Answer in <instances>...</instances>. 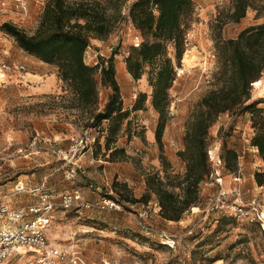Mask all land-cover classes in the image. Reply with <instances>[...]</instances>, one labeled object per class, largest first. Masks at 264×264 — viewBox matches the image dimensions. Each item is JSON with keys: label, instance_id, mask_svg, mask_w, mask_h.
<instances>
[{"label": "rangeland", "instance_id": "1", "mask_svg": "<svg viewBox=\"0 0 264 264\" xmlns=\"http://www.w3.org/2000/svg\"><path fill=\"white\" fill-rule=\"evenodd\" d=\"M46 1L24 0V6L17 7L18 0H0V26L10 22L33 33ZM134 1L130 0L129 4ZM230 1L194 0V12L185 29V54L169 91L171 119L163 134V153L155 139L159 115L150 104L152 88L147 75L135 81L124 62L130 47L141 42L132 23L125 18L108 40L92 42L85 56L88 65L96 66L100 57L108 59L117 52L114 63L125 108L131 109L140 93L148 96V107L131 113V138L125 123L118 139V146L124 148L130 158L114 163L105 161L101 152L95 160V143L85 150L86 154L71 158L69 150L86 132L98 137L104 148L103 133L95 128L87 129L77 113L53 104L54 99L60 102L59 98L65 94L62 82L57 79L55 93H44L43 85L49 84L50 75L57 74L56 69L28 57L0 29V67L4 64L10 67L6 75L0 74V204L8 202L20 208L36 202L37 198L29 193L16 192V185L22 182L30 189L45 183L57 203L51 213L48 242L55 248L77 253L80 264H250L251 259L264 264V233L257 225L225 219L222 230L216 234L215 220L230 210L204 211L213 204L216 193L223 191L226 206L254 207L255 214L264 215V187L257 184L254 176L256 172H263L264 160L251 146L253 129L247 112L224 114L209 130V148L218 150L219 154L224 147L237 152L238 172L226 169L221 186L202 185L199 205L180 222L162 220L155 201L149 204V216L144 220L139 217L145 208L143 205L126 204L121 210H115L104 203L113 196L115 179L126 182L135 197L140 198L146 174L157 172L165 178L166 174L185 172L178 152L184 149L185 125L191 111L213 88L214 74L218 70L216 39L236 38L245 28L264 22V18L256 20L252 9L239 23L227 22ZM168 51L175 60L172 45L168 46ZM185 55L196 56V64L184 63ZM20 66L24 70H19ZM29 73L43 75L44 79L32 81ZM96 79L101 111L110 90L101 86L100 73ZM253 102H261L258 108L264 110V74L259 86L252 91L249 103ZM107 125L103 123L104 128ZM34 142L36 145L32 147ZM54 148L62 150L63 154H55ZM20 149L26 155L19 154ZM162 155L169 163L167 166L162 163ZM234 176H239L240 181H234ZM91 185L93 187L89 188ZM74 191H79L93 207L69 210L61 207L62 196ZM143 226L152 228L153 233L146 234ZM21 252L6 264H28L32 254Z\"/></svg>", "mask_w": 264, "mask_h": 264}, {"label": "trees", "instance_id": "2", "mask_svg": "<svg viewBox=\"0 0 264 264\" xmlns=\"http://www.w3.org/2000/svg\"><path fill=\"white\" fill-rule=\"evenodd\" d=\"M129 2L47 0L33 33L10 22L0 26L1 31L11 37L25 54L56 69L65 94L59 98L60 102L54 99L53 104L77 113L87 129L95 128L103 133L104 148L96 137L94 158L97 160L98 152H101L109 163L130 158L127 151L118 146V139L125 123L131 138V113L143 111L147 107L148 96L140 93L131 109L125 108L114 63L117 52L108 59L100 57V62L91 66L86 63L87 51L93 41L108 40L123 19L130 20L141 42L130 47L124 62L135 81L147 75L152 88L150 104L159 115L155 139L163 153V134L171 119L169 91L177 79V67H181L186 50L185 29L195 7L194 0ZM249 9L256 13V20L264 18V0H231L226 21L239 23ZM169 45L175 50V60L169 55ZM215 50L218 70L214 74L213 88L191 111L185 125L184 149L178 152L185 164V172L166 174L165 178L157 172L146 174L145 191L140 198L135 197L126 182L115 179L113 196L106 201L115 202L122 208L126 204L146 208L155 201L162 220L180 222L199 205L202 185L212 184L209 130L224 114L234 115L241 111L250 114L253 129L251 146L264 160V110L258 108L261 102L249 103L253 89L259 86L264 74V22L245 28L236 38H217ZM98 73L101 86L110 90L101 111L98 109ZM104 122L108 123L106 128L103 127ZM220 157L224 163L223 173L226 169L235 174L238 172V154L234 149L224 147ZM161 160L165 166L169 164L163 155ZM254 176L257 184L264 187V169ZM225 219L236 220L223 215L218 217L215 220L218 225L216 234L222 230ZM248 223L257 225L264 233L259 223ZM249 263L257 264L253 259Z\"/></svg>", "mask_w": 264, "mask_h": 264}, {"label": "built area", "instance_id": "3", "mask_svg": "<svg viewBox=\"0 0 264 264\" xmlns=\"http://www.w3.org/2000/svg\"><path fill=\"white\" fill-rule=\"evenodd\" d=\"M24 0H18L17 7L24 6ZM10 70L7 65L0 67V74L6 75ZM19 70H24L23 66ZM96 137L86 132L82 137L77 139L72 145L69 153L71 158L81 155L94 144ZM34 142L31 146L35 147ZM55 154L62 155L60 149H53ZM19 154H25L23 149L18 150ZM209 160L212 165L211 180L212 184L222 185L224 179V163L218 153V150L209 148ZM74 177V175L72 176ZM234 181H240L239 176H234ZM46 184L34 188H27L22 182L17 183L15 191L18 193L26 192L37 198L36 202L30 203L25 207H12L8 202L0 204V264H6L15 254L29 252L32 257L28 264H80L81 258L77 253H69L60 248H55L48 242L47 231L51 224V213L54 211L57 203L54 196L46 189ZM93 186H89V188ZM226 197L223 191H218L214 197L213 204L206 210L207 213L219 212L220 209H229L224 212L223 216L232 217L238 221L257 222L264 231V215L256 213V208L237 204L232 207L226 206ZM105 206L111 209L121 210V206L112 201L105 200ZM66 210L90 209L93 205L87 202L79 191L67 193L62 196L59 204ZM158 211L157 204L154 205ZM105 208V207H103ZM149 207H146L139 213L141 219L149 216ZM146 234L153 233V229L143 226ZM167 243V242H166ZM21 252V253H22Z\"/></svg>", "mask_w": 264, "mask_h": 264}, {"label": "crops", "instance_id": "4", "mask_svg": "<svg viewBox=\"0 0 264 264\" xmlns=\"http://www.w3.org/2000/svg\"><path fill=\"white\" fill-rule=\"evenodd\" d=\"M28 57H30V58H32L31 56H28ZM34 59V58H33ZM38 61V60H37ZM41 64H44V63H42V62H40ZM44 65H46V66H49V65H47V64H44ZM29 79H32V81H37V79H44V76L43 75H39V74H37V73H29ZM48 76V75H47ZM49 77V76H48ZM50 82H49V84H48V82H47V84L46 85H43L44 86V88H45V91H44V93H55V91L57 90V84H58V81H57V79H58V77H57V74L55 73V74H51L50 75ZM148 107V106H147ZM137 112H141V111H137ZM137 112H135V113H137ZM83 154H86V152H84ZM262 159V158H261ZM263 160V159H262ZM144 185H145V183H144ZM144 191H145V188H144ZM34 197V196H33ZM58 248V247H57ZM61 249V248H60Z\"/></svg>", "mask_w": 264, "mask_h": 264}, {"label": "bare ground", "instance_id": "5", "mask_svg": "<svg viewBox=\"0 0 264 264\" xmlns=\"http://www.w3.org/2000/svg\"><path fill=\"white\" fill-rule=\"evenodd\" d=\"M195 59H196V56H193V55H191V56H189V55H185L184 56V63H186V64H188L189 66H191V65H193V64H196L195 63ZM2 78L0 77V80H1ZM1 83V82H0Z\"/></svg>", "mask_w": 264, "mask_h": 264}]
</instances>
